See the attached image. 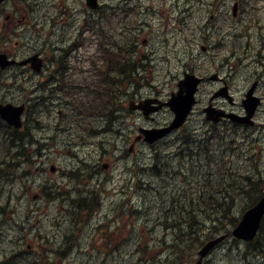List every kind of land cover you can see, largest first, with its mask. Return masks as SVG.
Masks as SVG:
<instances>
[{"label":"bare ground","instance_id":"obj_1","mask_svg":"<svg viewBox=\"0 0 264 264\" xmlns=\"http://www.w3.org/2000/svg\"><path fill=\"white\" fill-rule=\"evenodd\" d=\"M234 0L229 1V5H232V2ZM238 1V0H237ZM244 2L245 8L244 12L246 15H252L258 19H262V13H261V8L259 6L258 0H242ZM29 3L30 7L32 8L33 12L40 16L43 17L48 13L47 8L44 5H41L37 3L35 0H27ZM180 11L183 15L185 24H188L189 22H194L195 27L194 29L197 30V33L193 34H188L186 38L188 40L194 41L200 45L203 46H210L212 47L213 51V56L218 57V47H217V42H218V37L216 34H205L203 33L202 30V19L199 16L200 12V6L201 3L199 0H182L180 1ZM189 7L188 10L185 9V7ZM117 11L116 8L112 9L111 15L113 16L115 12ZM231 17V15H230ZM205 20V18H204ZM132 23V20L127 22V28H128V34L131 37L130 40L133 42L131 43V47L129 48H124L121 47L120 49H117L115 52H112L108 49H101L97 52L96 56L94 59H85L83 57H80L77 55L75 51V42L69 41V40H64V39H57L54 42L53 47L47 46L40 38L37 36L31 34L30 32H21L20 35L25 37L26 39H29L33 41L34 47H24V49H28V52H23L21 53L22 55L26 57H32V56H40L43 53H46L47 55H50L52 57V63L53 62H63L64 60H72V65L69 70V73L65 75L64 70H59V73H56L57 69L54 67H51V74L46 73L45 75L51 79V77H57L55 80L53 79V82L56 84V86H65V87H78L85 79L91 77L94 72V67L100 63L103 64L104 66L108 67V60L111 54L113 55V62L115 64V67L117 68L115 71L121 72V77H118V75L115 74L113 80L110 82L109 87H116V86H121L126 85L125 83V74H126V68H130L133 72V75L136 76L138 79H140V82L133 81L128 83L127 90L131 93H145L146 91L145 88L148 87L149 85L145 81L146 75L153 70L154 68H151L152 65H149V59L147 57H138L135 54V49H136V43L135 40L137 38V32L134 28L130 27L129 25ZM245 27L238 25V29H244ZM204 34L206 35L207 40L203 41ZM238 42L237 45H240V47L246 49L247 51L248 48L246 47L242 36H237ZM2 41H4V38H2ZM66 45L64 48H57L56 45ZM209 48V47H208ZM250 50H255L253 55L250 57L256 58L257 55V48L254 47ZM124 53V55L121 56V53ZM249 53V52H248ZM117 56V57H116ZM133 56H137L131 60ZM172 60L169 58V63H171ZM85 66H88V69H85ZM159 65H156L154 67H157ZM233 70L234 68H228L219 74L217 80L221 76H233ZM54 73H56L54 75ZM170 74V72H169ZM135 78V77H134ZM213 80L208 83L206 89L202 92L200 95V98L198 100V104L193 112V118L191 121L195 119V121L199 122V125L197 126H202L199 131H203L205 125L203 124L204 120V115L206 113V110L210 105H208V102L210 100V95L208 91H210L214 84L215 81ZM30 85L32 90L34 91L35 97H33L35 103V110L32 115L33 119H39V118H45L49 117L51 114L54 116L55 112L54 110H58L63 103H57L56 95L52 94L51 91L47 87H41L40 84L34 79V77L31 75L30 78ZM217 93V92H216ZM216 93L213 96V99H216ZM261 114L263 115L264 118V106L261 107ZM262 117V116H261ZM72 122H77L79 119L78 117H71L70 118ZM158 125L163 124V121H159V119L156 120ZM92 125L94 129L97 128H104L109 131H114L115 130V139H114V144L116 142L121 144L120 149L124 150L122 154V160L124 161L125 165L123 166L124 173L128 177L129 180V185L131 188L134 189H142L144 194H153L154 187L151 182V177L154 175V172L160 176L163 177L161 179L162 184H165L168 177L172 174L175 176H182L184 179V182L186 183L187 187H183V191L187 192L186 195V200L182 202L181 199V194H176L175 192L169 196L168 192V197H169V204L171 200L174 198L176 199L178 204H184V207L186 208H196L198 211L203 209L201 206H204V204H201L199 207L198 201L196 198L199 196L200 192L204 193L205 195L213 193L212 190L217 188L214 187H208L210 182L212 181V177L209 175L208 171L202 164L205 163L204 160L200 158L198 154H196V162H194V151L191 152L190 149L192 147L190 146L189 149L186 152H183L181 154V157H177L178 149L180 148V145L182 144H187L186 136L184 134H179L177 140L169 146V152H172L171 149L173 148L174 150V155L175 159L179 163V168L177 170L174 169L173 165L169 166V163H165L163 161H159L157 158H155L156 154H160L161 156H166L164 155L163 151H159L156 153V149L159 148V146H153L149 149H147L146 153H144V156L140 159L139 162H135L132 165V161L134 158V151L130 147L132 145V142L127 138V134L125 132L124 128V122L123 121H117L113 118H111L109 115L104 114V115H99L97 117L92 118ZM251 126L241 128V124L236 122V123H227L220 125L219 127H210L207 129L206 134L209 138L217 140L218 143L222 147L229 148V153L226 156L223 157H214L212 158L213 161L219 162L220 164H216V162H210L207 163L208 166H213V171H215L216 174L220 173L219 168L224 167L222 165L223 162L228 163L227 166L225 167H232V165L235 162L241 163L242 165L245 166V169L247 171V174L250 173V169L252 168V173L254 176H259L260 174L263 175V172L260 170V164L256 161L254 158V153L250 151L249 149L245 148L242 146L240 142H238L239 138L244 136V134H248L249 129ZM186 128L185 132L187 133ZM68 130L70 131L69 133H73L75 128L74 126L69 124V119H68V128L60 125L57 128L53 130H47L44 132V128H28L26 131V134L23 136V140L20 142L12 143V148H11V159H8V157L5 158V163L10 162L11 167L13 170L16 171V173H21V172H26V170L30 169L32 165L34 164L35 160L37 158H42L45 160L47 163L51 162L53 159H59L61 160L63 158L62 155L57 154V149L61 144L64 145V147L67 146V144L64 142L66 140H70V137L68 136ZM47 134V135H46ZM190 136H196L197 132H191L188 133ZM10 137V136H9ZM20 139V138H19ZM198 139V138H197ZM196 139V140H197ZM201 139V137H199ZM234 139V140H233ZM18 140V139H17ZM16 141V140H15ZM237 147H236V146ZM17 152H23L24 155H19L16 154ZM15 153V154H14ZM47 153H50V157L46 159ZM113 154V147L112 146H107L106 149L104 150V155L106 157H110ZM146 154H151L152 161L149 163L145 162V157ZM27 155V156H25ZM36 157V158H35ZM194 165V174H189V175H184L186 173H190L192 167ZM217 165V166H216ZM222 165V166H221ZM93 167H96L95 170H92ZM101 164H89L87 166V169L80 170L77 169L75 166H71L70 168L67 169L66 174L69 173L70 177L74 178L75 182L74 186L76 187H81V184L83 180H87V175L89 172H94L96 174L99 173ZM249 167V168H248ZM215 168V169H214ZM248 168V169H247ZM197 170H202L203 173L197 172ZM258 170V171H257ZM213 171L211 172L213 174ZM227 173H229L227 171ZM42 177V176H41ZM40 177V178H41ZM195 178L198 180H204L206 182V185L204 187L202 186V189H200L196 183H195ZM170 179V178H169ZM102 183L103 186H102ZM44 186L46 188V192L49 194V197L51 199L55 198L54 192L56 191L55 189V184L52 180H49L48 178L45 179L44 181ZM171 184V183H170ZM196 185V191L192 188V185ZM139 187V188H138ZM208 187V188H207ZM174 191H176V188H173ZM84 194V197L89 199L90 201L94 202L97 205L103 206V199L109 198L111 188L110 185L102 181L100 182L99 186L96 187H90L88 189H85L82 191ZM152 197V196H146V198ZM18 198V194L14 193L11 196V200L7 201V203H4L3 199L1 198L0 200V206L3 209L8 210L9 207H11L13 204L17 205L18 203L14 202V200ZM154 198V197H153ZM149 203H151V207L153 208L152 212H156L154 214L158 213V206L157 204H153L152 200H148ZM14 202V203H13ZM130 205V202H126L124 205V209H118L116 211V214L119 215L120 217H124L127 213L129 212L132 214L134 217L138 219L140 213H138L135 210L130 211L128 209ZM155 205V206H153ZM89 209V207H87ZM90 212V219L88 220H78L74 219L73 222L69 223H76L75 224V229H78L79 227H86L90 226V223L92 222V218L94 215L95 211H87ZM174 221V220H173ZM198 225H200L203 221L200 218H197ZM207 221V220H206ZM33 222L32 219H29L27 223H24V227L22 228V231L26 232L29 230V225ZM208 222V221H207ZM64 222L62 223L59 222V220L54 222V229H63ZM3 226L0 227V230ZM20 226L17 228V230H20ZM72 232V235H74V232ZM40 234L43 237H45L47 234L46 232H43L40 230ZM174 240V238H171V242ZM68 244H71L61 252L59 250L60 247L57 249V254L62 257L63 259H67L68 256L67 252L69 249H77L78 243L76 242H71V241H66ZM175 245L170 244L169 245V257L170 259H174V257L177 255L176 250H175ZM65 253V254H64ZM199 252L197 251V254ZM172 260L169 261V264H172ZM5 262H1L0 264H4ZM175 264H181V262L176 261Z\"/></svg>","mask_w":264,"mask_h":264},{"label":"trees","instance_id":"obj_2","mask_svg":"<svg viewBox=\"0 0 264 264\" xmlns=\"http://www.w3.org/2000/svg\"><path fill=\"white\" fill-rule=\"evenodd\" d=\"M116 69L117 68L114 67L112 70L113 73L118 75V77H121V72L115 71ZM125 70L126 85L133 81L140 82V79L133 75L130 68H126ZM120 87L121 83L120 86H116L115 88L119 91ZM113 92V88L110 91H108V89L103 91V94H105L106 97L100 101V108L104 107L111 109L117 107L118 101L113 98ZM25 134L26 131L23 132L18 130H10L5 134L4 127L0 122V158H3V160L0 161V185L3 189L7 183L10 186L16 182L15 176L17 174L16 171L12 169L10 162L5 163V158L8 157V159H11L12 143L21 142ZM182 134L186 136L188 142L187 144L180 145L177 157H181V154L186 152L191 146L192 149H190V151H194L195 153L194 162H196V154H198L200 158L205 161L202 165L207 170H210L208 173L212 177V181L208 187H217V189L213 193L207 195L202 193V191L200 192L196 200L198 201L199 207L201 204H204V206H201L203 209L199 211L196 208H186L184 207V204H178L175 198L171 200L169 204L168 191L172 186L170 184L171 179L169 180L168 177L166 183L162 184L161 179L163 177L158 176L154 172L155 170H153L154 175L151 177V182L155 191L153 194H144L142 189H139L140 201L137 205H129L128 209L140 213L139 216L141 219L154 221V223H124L123 228L128 234H132L133 237L138 239L137 241L132 238L135 244L139 243V246L138 248L136 247L132 253H129L128 256L130 257L131 254H136L138 257L136 260H138L137 263L139 264H169V261L172 260L169 257V245L171 243L175 245L174 248L177 254L172 260V264H175L176 261L181 262V264H186L188 260L190 261L196 257L197 251L207 241L223 234L230 235L232 229L238 224L242 214L247 209L253 207L264 194V179L250 173L247 174L245 166L241 163L235 162L232 167H225L228 163L223 162L222 165L224 167L219 168L220 173L218 174L212 170L213 166L207 165V163L216 162L212 160L214 157L226 156L227 154L225 151L229 150V148L222 147L217 140L209 137L199 139L198 135L190 136L186 132H183ZM166 144H169V142L165 140L157 146H163ZM171 151L172 152H169V155L166 156L156 154L155 158L159 161L169 163V166H172L174 165L173 163L176 157L173 153V148ZM16 154L24 155L23 152H17ZM216 164L218 165L220 163L216 162ZM212 171L213 174L211 173ZM227 171L229 173H227ZM197 172L203 173L202 170H197ZM189 174H194V165L190 173L184 175ZM195 183L200 189H202V186L204 187V185H206L204 180H198L196 178ZM179 191L182 202L187 201L185 198L187 192L183 191L180 187ZM11 196V193L4 195L2 194V191H0V200L2 198L4 203L11 200ZM146 196L154 197L152 203L157 204L158 206L159 211L157 214H154L156 213L154 211L152 212L153 208L151 207V203L147 201ZM130 200H132V198L126 202H130ZM75 212L76 219L82 220V216L78 215L79 208H77ZM6 213L7 210L0 206V217L1 215L5 216ZM126 213L127 214L123 217V220L127 221L131 218L132 214L127 211ZM71 216L74 217L73 215ZM197 218L205 221L198 225ZM7 223L8 218L4 217L3 220L0 221V227ZM75 224L76 223H73V228L75 227ZM28 231H32V227H30ZM153 232L158 234L155 242L153 237H150ZM259 233L257 239L252 243L242 245L237 243L238 241H234L235 244L239 245V260L242 259L245 264L249 259H253L254 261L261 259V264H264V220ZM80 236L81 233L76 235L74 232V235H72L71 232L69 234H63L60 240L61 242L74 241L79 244L81 240ZM2 238L3 237L0 235V242ZM171 238H174L172 242ZM34 239L38 241L39 249H44L47 245L50 246L51 251L55 253V258L51 257L49 250H45L46 252L43 251V253L40 254V252H33V250L31 251L29 248H24L23 241H25V239L20 237L18 239L19 244H17L18 248L14 249L11 254H5V256L2 255L1 262H5L4 264H58L57 262L60 259V256L56 254L57 251L54 248L57 245V235L50 233L41 238L39 231L36 233ZM110 240L116 242L117 238L112 236ZM125 261L128 262L127 259H125Z\"/></svg>","mask_w":264,"mask_h":264},{"label":"rangeland","instance_id":"obj_3","mask_svg":"<svg viewBox=\"0 0 264 264\" xmlns=\"http://www.w3.org/2000/svg\"><path fill=\"white\" fill-rule=\"evenodd\" d=\"M40 2L45 3L47 1V3H50L53 5L56 3V0H38ZM170 1V0H169ZM175 4L174 5H179L181 4L180 1L182 0H174ZM164 0H156V3L154 5V8H159L161 6L164 5ZM261 7L264 8V0H260V5ZM14 9L17 10V8L19 7V0H17L14 5H13ZM51 11H53V8L50 9ZM144 12H146L144 10ZM262 13V19L264 21V9L261 11ZM183 16V15H181ZM248 17V16H247ZM118 16L115 18V21L118 20ZM141 20H143L144 18H146V15H142ZM234 22L232 20H230V25H232ZM237 24H234V26ZM116 26L117 29L121 32H123L122 30H125L126 32H128V28L125 25H121V23L118 21L116 22ZM186 33H197V30L189 27L188 31H186ZM165 36V32L163 30H161L159 33H156L153 35V41L154 44L157 45V48L161 49L159 44L161 39H163V37ZM252 36L254 37H258L259 38V34L258 35H254L252 34ZM169 39H170V43H169V47H168V51L170 52L168 54V56L170 55V57H173V53H175L177 55L178 58L183 56H188V52L186 54H181V52H179L178 50H176L174 47H178L180 46L181 42L183 40H185L184 35L181 34H177L175 35V32L173 30H169ZM7 41V38H4V42ZM26 41L28 43H30L31 45H34L33 41L26 39ZM133 41L130 40L128 44H126L125 46H123L124 48H130L131 47V43ZM231 43V44H230ZM96 50V43L94 42V46H93V51ZM255 50H249L247 51L246 49L240 47V45L235 44L234 42H224L222 43L221 49L218 51V55L221 56L222 60L224 59V56H228L231 57L234 54L237 55H246V53L248 54V56L250 57L251 55H253ZM23 52H28V49H22L21 53ZM173 52V53H172ZM249 52V53H248ZM125 52L121 53V56L124 55ZM162 56H164V54L162 53ZM137 56H133L131 58V60L133 58H135ZM241 58H245V56H242ZM173 59V58H172ZM254 60V58H249L248 60L244 61V68H241L242 70V76H246V69L248 70V68L254 66L255 64L252 62ZM179 60L173 59L171 63H161L159 66L154 67L156 65H152L151 68H154L153 70L150 71L149 73V78L152 79L153 84L158 86L159 91L161 92H166V94H169L171 92L172 89L176 88V83L177 81L182 78V71L183 68L181 66V63H179ZM108 67L109 69L112 71L115 67V64L113 62V55L111 54V56L109 57L108 60ZM170 72V74H169ZM216 73V72H214ZM246 86V84L242 81H238L234 86ZM150 87H146L144 91L148 90ZM100 99H95L93 101V103H90V106H99L100 105ZM262 116V117H261ZM164 119V117H161V119H159V121H162ZM257 124L260 127V131L259 134L255 135V139H254V144L252 147H246L245 148L249 149L252 152H257L261 153L263 155V159L261 160V166H260V170L261 172H263V175L260 174V177H262L264 179V118L263 115L261 114V109L258 113V120H257ZM199 125L198 121H195V119L193 121H191L189 123V128L187 129V133H191V132H196V130H200V128L202 126H197ZM259 128H254V133L258 132ZM47 135V134H46ZM179 136H172L170 137L167 142H169V144L163 145V146H159V148L156 149V153H158L159 151H163L164 155H169V146H171L172 144H174V142L177 140ZM107 143L109 142V139H106ZM111 146V145H109ZM88 149H85V151H87ZM147 151H145L146 153ZM225 153L228 155L229 150H226ZM50 157V153H47L46 159H48ZM36 158V157H35ZM63 159V158H62ZM61 159V160H62ZM145 162L149 163L150 161H152L151 158V154H146L145 157ZM59 159H57L58 161ZM59 160V161H61ZM64 160H69L68 158H64ZM173 167L175 170H177L179 168V163L176 159H174V163H173ZM37 164L32 165L33 167V172H35V169L37 168ZM31 167V168H32ZM249 168V167H248ZM247 168V169H248ZM258 171V170H257ZM252 168L250 169V174L252 173ZM47 177L42 175V177L40 178V176L36 175V174H32V176L27 179V180H22L21 182H17V185H21L24 189L23 190H28L30 188V192L26 195L24 194V196L22 197V202L19 203V205H24L26 203H29L27 200H29L33 206V211H36V208H39V210H37L35 212V214L37 215V219L40 223H44L45 225L51 224V230L53 231H57V229H54V222L59 220L60 223H62V220L64 219L63 214L69 215V213L71 212L72 215L74 216V212L72 211H68V210H64L62 209L61 204L64 203V201L61 202H53L52 205L48 206L45 202V195H43V199L42 201H39V198H36V196L40 195L42 187H40V185L42 183H44L45 179ZM169 178L171 179L170 183H171V187L169 192V196L172 195L174 192L176 194H180L179 191V187L181 189H183V187H187L186 183L184 182V179L182 176H175L174 174L170 175ZM169 179V180H170ZM176 188V191H174L173 188ZM192 188L194 189V191H196V185L193 184ZM217 188V187H214ZM20 189L19 186H17V190ZM215 189L212 190V192H214ZM142 195V194H141ZM139 199V196H138ZM147 201L148 200H152L154 201L153 197H148L146 198ZM108 202V198H104L103 199V204H107ZM14 203V202H13ZM37 203V204H35ZM117 202H115L116 204ZM30 206V208L32 207ZM155 206V205H153ZM78 208H81V203H79L77 205ZM108 206L105 207V209H107ZM23 209L20 206L19 207V211L18 213L21 214ZM101 214V213H100ZM83 219H86V217H84L82 215ZM99 219V216L96 218ZM28 221H24V222H20L22 223L20 226V230H15L14 229V225L13 223H8V225H4L0 231H2V233L0 232V235H2V240L0 242V257L3 255L5 256V254H11L12 251L17 247V244H19V238H25L24 235V231H22V228L24 227L23 223H27ZM96 222V220H93L90 223L89 227H86L87 231L85 234L82 235L80 243L78 244L77 249H69V251L67 252V254H65L67 257V259L61 260V264H139L137 263L138 260L136 259H131L129 257L126 258V256L128 255L129 251H133L134 247L133 245H127V244H122L121 246V250L123 251V255L120 254L118 255L116 258H109V257H103L102 256V251H101V246L103 243V238L105 235V226L104 224L102 226H100L101 224L99 223H93ZM146 223H148L146 221ZM37 223H31L29 225V227H35ZM43 232H46L45 230H41ZM6 233V235H5ZM75 233H77V230L75 231ZM155 236V233L152 234V237ZM158 236V234H157ZM124 237V235H123ZM71 244H68L66 241L62 242L61 244H59L58 247L59 250L61 252H63V250L65 249V247L69 246ZM23 246L24 248L29 247L31 250H34V252H37L38 247L35 243V241L33 242L32 239H28L27 241H23ZM223 250V251H221ZM41 251V250H40ZM239 251H238V245L232 244V241H229V243L224 244V247L219 249L215 252V255L210 257V260L208 262H205V264H243L244 261L241 259L239 260ZM122 255V257H121ZM125 259L128 260V262L125 261ZM250 260V259H249ZM197 260L195 258V261L193 262V264H196ZM246 264H258V262H251V261H246Z\"/></svg>","mask_w":264,"mask_h":264},{"label":"flooded vegetation","instance_id":"obj_4","mask_svg":"<svg viewBox=\"0 0 264 264\" xmlns=\"http://www.w3.org/2000/svg\"><path fill=\"white\" fill-rule=\"evenodd\" d=\"M229 1L231 0H219L218 5H213L210 0H199L201 3L200 6V12L199 16L202 19V30L205 34H216L218 37V41L222 39H230L235 44L238 42L237 36H242L243 41L248 48V50L256 47L257 48V55L256 58H254V61L256 64L248 70L246 69V76H242V70L234 68L233 70V76H221L217 81H215L213 88L208 91L210 95V100L208 102V105H211L212 103L216 102V99H213V96L216 92H218L222 87H228L231 91L234 93L240 94V95H246L249 92L250 86L254 83L256 85L260 86V90L262 93H264V38L260 37H254L252 36V33L249 29L244 28L239 30L238 25H230V12L229 8L231 5H229ZM237 1L234 0L232 4ZM186 10L189 9V7H185ZM205 18V20H204ZM204 34L203 41L204 45L205 40H207L206 35ZM256 35V34H254ZM57 48H64L66 45H56ZM205 49L207 46H203ZM210 47V46H208ZM8 53V52H7ZM9 54V53H8ZM72 65V60H64L63 62L57 61L53 62L46 66L44 69V73L51 74V67H54L57 69L56 73H59V70H69ZM29 66L23 67V69H28ZM226 69H223L220 71L219 74H221L222 71ZM70 71V70H69ZM69 71H65V75L69 73ZM54 73V75L56 74ZM57 77H51V79H56ZM242 81L246 84V86H237L234 85L238 82ZM209 82H206L207 84ZM221 107L223 105L220 103ZM110 116V115H109ZM111 118L117 120V121H123L122 117L116 115L115 117L110 116ZM96 167H93L92 170H95ZM104 183H102L103 186ZM100 183L98 184V186Z\"/></svg>","mask_w":264,"mask_h":264},{"label":"water","instance_id":"obj_5","mask_svg":"<svg viewBox=\"0 0 264 264\" xmlns=\"http://www.w3.org/2000/svg\"><path fill=\"white\" fill-rule=\"evenodd\" d=\"M191 101L192 99L178 95V96H173V98L167 103V106H169L176 114L173 124L174 128L180 126L185 121L191 109ZM145 105L148 106L149 104L147 103L141 104L139 108L145 109ZM9 109H11L12 112L7 114V111H5L3 112V114L14 123L20 125V114L22 112V108L16 109V108H11L10 106L4 108V110H9ZM171 129L172 127L170 129L159 132H152V131H149L148 133L146 132L147 140L149 142H153L157 138L162 137ZM263 215H264V198L255 208L247 212L241 224L235 229L234 235L237 236L238 238H245L246 240H251L255 236L260 226V220L263 217ZM216 243L217 241L208 244L201 252V255L205 256Z\"/></svg>","mask_w":264,"mask_h":264}]
</instances>
